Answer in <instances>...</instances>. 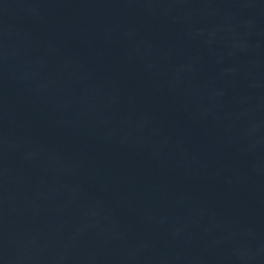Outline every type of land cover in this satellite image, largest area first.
Listing matches in <instances>:
<instances>
[{
  "label": "water",
  "instance_id": "obj_1",
  "mask_svg": "<svg viewBox=\"0 0 264 264\" xmlns=\"http://www.w3.org/2000/svg\"><path fill=\"white\" fill-rule=\"evenodd\" d=\"M0 264H264V0H0Z\"/></svg>",
  "mask_w": 264,
  "mask_h": 264
}]
</instances>
